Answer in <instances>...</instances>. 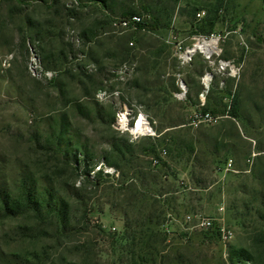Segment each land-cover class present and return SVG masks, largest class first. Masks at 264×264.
Listing matches in <instances>:
<instances>
[{"label": "rangeland", "instance_id": "obj_1", "mask_svg": "<svg viewBox=\"0 0 264 264\" xmlns=\"http://www.w3.org/2000/svg\"><path fill=\"white\" fill-rule=\"evenodd\" d=\"M215 1L0 0V184L17 195L29 176L39 192L47 188L70 206L66 225L43 210L0 215V264H226L240 253L264 264V0H222L228 11L205 36L198 22L209 15L192 9ZM127 12L145 29L121 26ZM202 40L215 41L210 55H184ZM233 95L240 119L227 113ZM139 115L151 138L168 131L178 143L192 140L199 171L191 176L193 157L163 155L157 144L177 203L160 208L159 226H145L152 239L131 242L116 201L92 188L56 140L61 121L76 154L100 158L115 139L145 147L147 136L133 138L120 125ZM214 138L216 157L206 153ZM104 172L108 184L123 180ZM198 218L233 237L222 242L196 227Z\"/></svg>", "mask_w": 264, "mask_h": 264}, {"label": "trees", "instance_id": "obj_2", "mask_svg": "<svg viewBox=\"0 0 264 264\" xmlns=\"http://www.w3.org/2000/svg\"><path fill=\"white\" fill-rule=\"evenodd\" d=\"M97 3L104 4L105 0H92ZM176 2L177 0H172ZM196 4V3H194ZM230 2L223 5L222 0H216L214 5L210 3H204L198 7H193L192 16L197 13L200 9H205L207 15L205 18L199 20L198 23L202 25L199 28V32H202L205 36L211 33L214 24L217 22L218 12H227ZM145 13H150L149 7H143ZM121 20H129L132 16H135V12L123 13ZM145 29V24L142 22L138 25V30ZM264 44V39L261 40ZM213 88L211 87L205 97L206 102L212 99ZM223 91L230 95V89L224 88ZM188 100V99H187ZM208 104H205L207 108ZM228 116L233 119H240V104L236 95L232 97L229 110L227 111ZM183 124V123H182ZM176 126V125H173ZM170 126V127H173ZM60 131L57 136V144L62 145L67 152V156L71 155L75 162V167L83 168V177L95 190H101L104 193H108L112 199L117 203L116 209L120 210L123 216V228L126 237L134 242L137 235L139 241L147 237L148 240L152 239L153 234L148 229H144L148 224H155L159 226L160 215L163 211L160 210L163 206L167 209L169 205L177 203V197L169 195L177 192L174 189L175 185L165 184L163 181H167L169 166L163 161L159 154L156 152L157 144L163 146L161 151L166 152V156L171 157L174 155V151H177L173 158L183 159L185 162H189V158L193 157L192 162L195 166L192 167L193 171L191 176L195 173L194 170L199 171L198 157L195 153V146L193 141L190 140L185 145V141L178 143L176 139H171L168 131L164 133L159 132L156 137H146L145 147L135 146L133 142H129L127 139H115L109 143V150L100 158H95L92 153L88 151H78V147L71 148L69 141L70 138L66 135V127L63 122L60 121ZM208 148L206 153L208 155L216 157L219 152L217 150V140L211 139L207 142ZM175 148V150L172 148ZM148 155L149 160L141 161L139 156ZM203 154V153H202ZM171 155V156H170ZM79 157V158H78ZM152 159L157 160V164L152 166ZM144 163V166L138 164V162ZM129 169V175H123L121 167ZM99 167L98 170L95 168ZM104 167L110 168L115 174H119L123 179L122 181H116L115 185L108 184V173L104 172ZM152 167V168H151ZM162 172H164L162 174ZM162 174V175H161ZM173 180L175 176L169 175ZM24 180L19 186V192L17 195H12L5 183L0 184V215L2 217H17L24 214L27 211H32L35 214L43 211L53 212L59 218L61 225H66L69 222L70 206L68 202L62 196L54 195L51 190L43 189L39 192L36 188V183L29 176H24ZM191 183L197 189H205L197 180L191 178ZM184 203V200H183ZM173 208V207H172ZM172 208H170L172 210ZM133 229H139V232H135ZM215 231V229H213ZM149 233V234H146ZM157 241V240H156ZM163 240H159L156 243L161 245ZM243 261H249L248 258L240 253L236 258H230L228 262L231 264H240ZM250 262V261H249ZM251 263V262H250Z\"/></svg>", "mask_w": 264, "mask_h": 264}, {"label": "built area", "instance_id": "obj_3", "mask_svg": "<svg viewBox=\"0 0 264 264\" xmlns=\"http://www.w3.org/2000/svg\"><path fill=\"white\" fill-rule=\"evenodd\" d=\"M197 16L200 17V14H197ZM141 23H142L141 17L140 16H136V15L132 16L129 20H120V25L121 26L130 27L134 31L138 30V25H140ZM141 30H143V29H141ZM201 42H203V40ZM130 45H132V43H130ZM184 55H185V53H184ZM139 116H141V115H139ZM205 116L207 117L208 114H205ZM138 117L136 119H138ZM142 120H141L140 127L138 129L135 128V130H133V131L132 130H128L127 126L130 129H131V127L134 128L135 124H136V120L132 124H129L128 121L125 120V123L120 124V125L133 138L142 137V136H147V137L155 136L154 132L152 131V128L150 127V125L148 124V122L146 121V119L143 116H142ZM131 125H133V126H131ZM161 154L164 155L165 152L161 151ZM151 162H152L153 165L157 164V160L156 159H152ZM226 165H227V167L231 166L230 163H227ZM95 169L98 170L99 167H96ZM187 219H189V217H187ZM196 227H198L200 229H203V230H213V229H215V231L219 235V237H220L222 242H228L233 237L232 232L230 230H228L224 226H218L217 228H214L213 220L211 218H198L197 219V223H196ZM226 264H231V263L226 261ZM240 264H251V263L249 261H243Z\"/></svg>", "mask_w": 264, "mask_h": 264}, {"label": "bare ground", "instance_id": "obj_4", "mask_svg": "<svg viewBox=\"0 0 264 264\" xmlns=\"http://www.w3.org/2000/svg\"><path fill=\"white\" fill-rule=\"evenodd\" d=\"M214 42L215 41H210V42H205V41H203V42H198V43H196V44H194L193 45V47L192 48H190V49H188L186 52H185V55L186 56H189V55H191L194 51H200V52H203V53H205V54H207V55H210V49L212 48V44H214ZM139 118V120H142L141 118H140V116L138 117ZM139 120H137L136 119V129H137V127L139 128L140 127V125H138V121ZM131 126H133V125H131ZM127 128H128V126H127ZM128 130H134V128L133 127H131V129H128Z\"/></svg>", "mask_w": 264, "mask_h": 264}]
</instances>
